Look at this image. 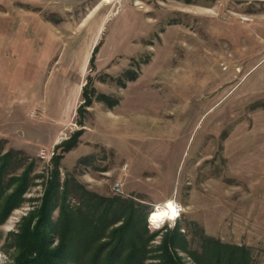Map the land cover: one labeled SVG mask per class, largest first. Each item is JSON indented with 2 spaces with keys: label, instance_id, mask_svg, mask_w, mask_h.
<instances>
[{
  "label": "rangeland",
  "instance_id": "obj_1",
  "mask_svg": "<svg viewBox=\"0 0 264 264\" xmlns=\"http://www.w3.org/2000/svg\"><path fill=\"white\" fill-rule=\"evenodd\" d=\"M73 137L57 166L84 191L73 195H120L147 214L175 200L192 246L202 233L262 264L264 0H0V138L33 163L0 225V264L54 168L40 150ZM151 226L157 245L173 224Z\"/></svg>",
  "mask_w": 264,
  "mask_h": 264
},
{
  "label": "trees",
  "instance_id": "obj_2",
  "mask_svg": "<svg viewBox=\"0 0 264 264\" xmlns=\"http://www.w3.org/2000/svg\"><path fill=\"white\" fill-rule=\"evenodd\" d=\"M96 49L97 46L93 53ZM127 78L133 80L136 75ZM87 86L88 80L82 87L79 110L92 102ZM100 99L109 108L117 104V100L104 94ZM76 144L74 137L65 140L60 143V152L53 154L54 168L40 205L23 219L17 232L10 233L17 249L10 264H186L180 252L193 264H254L248 247L229 245L202 233H196L198 244L192 246L178 220L171 227L165 226L159 244L154 245L159 231H154L147 222L148 214L139 202L120 195H73L75 184L71 189L66 179L61 183L57 166L61 153ZM27 161L23 151L5 150L4 140L0 138V225L26 192L33 165L32 162L26 165ZM19 170H22L20 174ZM75 188L81 194L84 192L77 185ZM69 195L78 201L72 203Z\"/></svg>",
  "mask_w": 264,
  "mask_h": 264
},
{
  "label": "built area",
  "instance_id": "obj_3",
  "mask_svg": "<svg viewBox=\"0 0 264 264\" xmlns=\"http://www.w3.org/2000/svg\"><path fill=\"white\" fill-rule=\"evenodd\" d=\"M54 152L53 150L51 151H47L45 149H41L40 152H39V158L40 159H50L52 156H53ZM115 189H118L119 187V182H116L115 185H114ZM172 202V206L171 208L169 207H165L164 210H168V214H165L162 219L159 221V223H167V224H175V222L179 219V216L181 215V213L183 212V206L176 202L175 200H171ZM162 206L163 205H166V203L163 202V204H161ZM161 205H157L154 207V209H157L158 206H161ZM171 216H170V214ZM151 211L150 213L148 214L147 216V222L150 224V225H154L152 221H150V215H151Z\"/></svg>",
  "mask_w": 264,
  "mask_h": 264
},
{
  "label": "bare ground",
  "instance_id": "obj_4",
  "mask_svg": "<svg viewBox=\"0 0 264 264\" xmlns=\"http://www.w3.org/2000/svg\"><path fill=\"white\" fill-rule=\"evenodd\" d=\"M164 203H166V205L158 206L157 209H153V210H152V212H151L152 214L150 215V221H152L153 224H155V223H159V221L162 219V217H163L165 214H168V210H164V209H165V207H169V208H171V206H172V202L170 201L171 204H168V205H167V202H166V201H165ZM164 206H165V207H164ZM155 210L161 215V217H158V218L155 217L156 219L152 220L151 216L153 215V217H154ZM169 214H170V213H169ZM170 216H171V214H170Z\"/></svg>",
  "mask_w": 264,
  "mask_h": 264
}]
</instances>
